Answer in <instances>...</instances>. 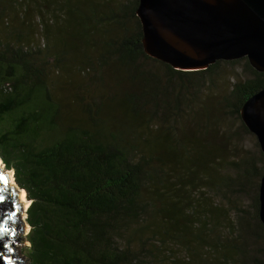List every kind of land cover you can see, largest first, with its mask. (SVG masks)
<instances>
[{"label": "trees", "instance_id": "obj_1", "mask_svg": "<svg viewBox=\"0 0 264 264\" xmlns=\"http://www.w3.org/2000/svg\"><path fill=\"white\" fill-rule=\"evenodd\" d=\"M139 2L0 0V159L30 201L27 263L264 264V154L240 115L264 73L150 57Z\"/></svg>", "mask_w": 264, "mask_h": 264}, {"label": "water", "instance_id": "obj_2", "mask_svg": "<svg viewBox=\"0 0 264 264\" xmlns=\"http://www.w3.org/2000/svg\"><path fill=\"white\" fill-rule=\"evenodd\" d=\"M136 13L145 53L177 70H206L218 61L247 58L264 73V0H140ZM240 115L264 154V87ZM10 176L0 164V264H27L17 252V247L30 246L18 238L27 233L21 221L26 191L16 182L14 187ZM259 201L264 225V176Z\"/></svg>", "mask_w": 264, "mask_h": 264}, {"label": "rangeland", "instance_id": "obj_3", "mask_svg": "<svg viewBox=\"0 0 264 264\" xmlns=\"http://www.w3.org/2000/svg\"><path fill=\"white\" fill-rule=\"evenodd\" d=\"M224 71H225L224 72V82H225L224 85L225 84H231L233 82V75H234L235 72L228 65L225 66ZM240 72L241 71L239 70L238 73H240ZM255 140H256V137L255 136H247V138H246V145H247V147L248 148L253 147ZM4 168H5V166L3 167V169ZM28 234L27 235L26 234H19L18 235V238L25 239V242L30 245V243L27 241ZM28 248H29V246H26V245L17 247V252H19V258L20 259H22L24 257L27 258Z\"/></svg>", "mask_w": 264, "mask_h": 264}, {"label": "bare ground", "instance_id": "obj_4", "mask_svg": "<svg viewBox=\"0 0 264 264\" xmlns=\"http://www.w3.org/2000/svg\"><path fill=\"white\" fill-rule=\"evenodd\" d=\"M0 164L2 165V167H4V164H3V162H2V160L0 159ZM5 169V168H4ZM7 173H11V176H10V179H11V181H12V184H13V186L15 187V180H14V177H13V172L12 171H7ZM21 193V192H20ZM21 200H22V202L23 203H25V206H24V211H23V215H24V217L22 216V220L21 221H23L24 222V224H25V226H26V228H27V233H26V235L29 233V230H30V227H29V225H28V223H27V210H28V208H29V205H30V201L27 199V197H26V194H25V192H22V195H21Z\"/></svg>", "mask_w": 264, "mask_h": 264}]
</instances>
